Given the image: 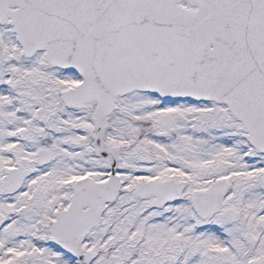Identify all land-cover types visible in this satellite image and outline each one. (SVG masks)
<instances>
[{
    "label": "snow or ice",
    "instance_id": "6c2138e0",
    "mask_svg": "<svg viewBox=\"0 0 264 264\" xmlns=\"http://www.w3.org/2000/svg\"><path fill=\"white\" fill-rule=\"evenodd\" d=\"M0 264H264V0H0Z\"/></svg>",
    "mask_w": 264,
    "mask_h": 264
}]
</instances>
